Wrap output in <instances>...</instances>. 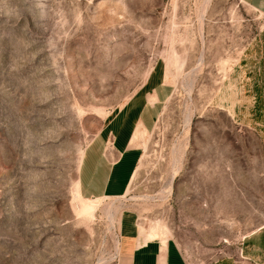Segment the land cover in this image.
I'll use <instances>...</instances> for the list:
<instances>
[{
  "label": "rangeland",
  "instance_id": "obj_1",
  "mask_svg": "<svg viewBox=\"0 0 264 264\" xmlns=\"http://www.w3.org/2000/svg\"><path fill=\"white\" fill-rule=\"evenodd\" d=\"M263 30L241 0H0V264H119L124 210L185 264H264V141L220 91ZM155 62L173 91L127 193L81 200L82 152Z\"/></svg>",
  "mask_w": 264,
  "mask_h": 264
},
{
  "label": "crops",
  "instance_id": "obj_2",
  "mask_svg": "<svg viewBox=\"0 0 264 264\" xmlns=\"http://www.w3.org/2000/svg\"><path fill=\"white\" fill-rule=\"evenodd\" d=\"M241 1L264 19V0ZM260 37L248 58H240L231 68L220 91L224 94L233 86L239 101L232 107L233 116L264 141V30ZM172 91L165 66L155 62L141 86L103 122L82 152L76 174V193L81 200L117 199L127 193L141 159L140 139L154 130ZM146 232L138 229L132 211L121 213L119 264H185L171 240H151ZM216 264L236 262L220 260Z\"/></svg>",
  "mask_w": 264,
  "mask_h": 264
},
{
  "label": "bare ground",
  "instance_id": "obj_3",
  "mask_svg": "<svg viewBox=\"0 0 264 264\" xmlns=\"http://www.w3.org/2000/svg\"><path fill=\"white\" fill-rule=\"evenodd\" d=\"M169 187H170V186H169ZM87 202H88V201H87ZM156 226H157V225H156ZM159 230L162 231L163 229H162V228H161V229L159 228ZM117 247H118V242H116V248H115V253H116V254H117Z\"/></svg>",
  "mask_w": 264,
  "mask_h": 264
}]
</instances>
